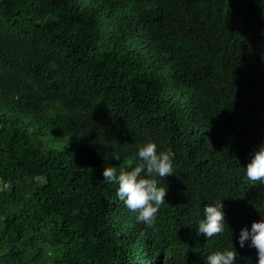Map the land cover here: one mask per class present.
Returning a JSON list of instances; mask_svg holds the SVG:
<instances>
[{"label":"trees","instance_id":"trees-1","mask_svg":"<svg viewBox=\"0 0 264 264\" xmlns=\"http://www.w3.org/2000/svg\"><path fill=\"white\" fill-rule=\"evenodd\" d=\"M149 140L174 153L152 227L101 183ZM262 143L264 0H0V264H205L232 246L257 264L238 236L264 215L243 172Z\"/></svg>","mask_w":264,"mask_h":264},{"label":"clouds","instance_id":"clouds-1","mask_svg":"<svg viewBox=\"0 0 264 264\" xmlns=\"http://www.w3.org/2000/svg\"><path fill=\"white\" fill-rule=\"evenodd\" d=\"M154 140L138 145V151L133 153V166L130 168L107 166L102 172L101 183L116 182V198L123 202L130 212L135 213L138 223L152 227L157 218L160 207L166 202L168 187L160 186L161 178L173 175L174 153L167 150H157ZM119 159L120 156L113 155ZM244 176L250 183L264 184V143L260 144L253 154L246 168ZM224 204L217 199L207 204L203 209V217L199 220L197 234H202L208 240L225 231L226 225ZM254 248L257 264H264V215L258 221H253L251 227H243L238 236L241 248ZM238 253L234 246L223 250H216L208 254L205 264H237Z\"/></svg>","mask_w":264,"mask_h":264}]
</instances>
